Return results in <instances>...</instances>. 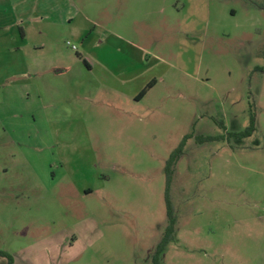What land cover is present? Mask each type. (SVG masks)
Instances as JSON below:
<instances>
[{
    "label": "rangeland",
    "instance_id": "rangeland-1",
    "mask_svg": "<svg viewBox=\"0 0 264 264\" xmlns=\"http://www.w3.org/2000/svg\"><path fill=\"white\" fill-rule=\"evenodd\" d=\"M74 1V29L23 37L0 0V250L154 264L190 135L160 264H264V0Z\"/></svg>",
    "mask_w": 264,
    "mask_h": 264
},
{
    "label": "crops",
    "instance_id": "crops-1",
    "mask_svg": "<svg viewBox=\"0 0 264 264\" xmlns=\"http://www.w3.org/2000/svg\"><path fill=\"white\" fill-rule=\"evenodd\" d=\"M10 1L14 18L12 25L15 24L18 26L20 35L23 37L25 36L23 23L27 19L37 22L38 27H40L37 31L39 34H42V31L50 33L51 30L57 31L60 28H68V30H72L75 28V25L79 24L75 22L76 17L80 16L83 19H87V16L82 13L81 8L74 0H40L36 2V5L30 10V16H24L21 14V12L25 10V8L22 7V4L25 6L26 0ZM28 2L30 1L28 0ZM83 62L85 63L86 68L91 70V63L84 59ZM63 71V67L57 70L58 73H62ZM103 84L106 87L113 89L112 85ZM135 98L137 97L135 96ZM84 190L87 191L88 189L85 188Z\"/></svg>",
    "mask_w": 264,
    "mask_h": 264
},
{
    "label": "trees",
    "instance_id": "trees-1",
    "mask_svg": "<svg viewBox=\"0 0 264 264\" xmlns=\"http://www.w3.org/2000/svg\"><path fill=\"white\" fill-rule=\"evenodd\" d=\"M154 83H155V80L152 79L148 84H146L145 87H143L142 90H140V92L138 93L137 98L139 99L143 95H145L148 88H150ZM254 123H255V117L254 115H250L249 123L245 126V128L238 132L230 131V135H233V137H244V136L251 135L253 131L255 130ZM219 125L221 126V128H223V125L221 123H219ZM189 136L190 135H186L180 141L178 146L172 151L170 157H168L166 161L165 177H166L167 191L165 192V204H166L165 212H166V216L168 220V225L163 231L162 238L157 243V245L154 247V253H153L154 254L153 255L154 264H160L159 259H158L159 255L163 252L165 246H167L168 243L173 240V233H174V228H175L174 225H175L176 217L173 213L174 210L168 198L167 192H168L170 176L172 175V172H173L174 162L177 159V157H180L182 153L183 145H184V140L187 139ZM218 138L219 136L208 135V136L199 137L197 140L203 142V141H209V140H217ZM0 257L6 259L4 264H13V261L15 260L12 254L4 250H0Z\"/></svg>",
    "mask_w": 264,
    "mask_h": 264
},
{
    "label": "built area",
    "instance_id": "built-area-1",
    "mask_svg": "<svg viewBox=\"0 0 264 264\" xmlns=\"http://www.w3.org/2000/svg\"><path fill=\"white\" fill-rule=\"evenodd\" d=\"M75 46L73 45V47L72 48H74Z\"/></svg>",
    "mask_w": 264,
    "mask_h": 264
}]
</instances>
